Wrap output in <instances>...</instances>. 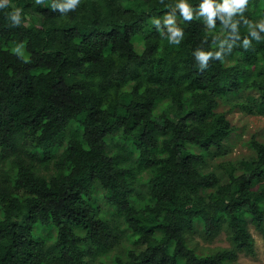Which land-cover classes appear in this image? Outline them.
<instances>
[{"label": "trees", "instance_id": "trees-1", "mask_svg": "<svg viewBox=\"0 0 264 264\" xmlns=\"http://www.w3.org/2000/svg\"><path fill=\"white\" fill-rule=\"evenodd\" d=\"M138 1L0 0V264H237L264 240V143L208 165L221 103L264 117V0Z\"/></svg>", "mask_w": 264, "mask_h": 264}, {"label": "rangeland", "instance_id": "rangeland-1", "mask_svg": "<svg viewBox=\"0 0 264 264\" xmlns=\"http://www.w3.org/2000/svg\"><path fill=\"white\" fill-rule=\"evenodd\" d=\"M132 1L135 5L141 4V1ZM166 19V24L171 27L176 26L180 22L176 17ZM219 111L226 113L227 118L234 127V131L227 141H225L222 149L213 152L208 159V165L209 170L223 174L226 171L232 170L234 167H238L242 161L250 160L253 157V151L249 147L251 139L254 138L264 143V117L239 112L232 108V103L230 102L221 103ZM97 192L99 195L101 194L99 187L97 188ZM249 231L254 239V254L240 253L237 264H264V240L252 225H249ZM195 239L205 251L213 252L221 248H230V243L224 234L218 236L212 242H206L199 237ZM89 264L97 263L90 262Z\"/></svg>", "mask_w": 264, "mask_h": 264}, {"label": "clouds", "instance_id": "clouds-1", "mask_svg": "<svg viewBox=\"0 0 264 264\" xmlns=\"http://www.w3.org/2000/svg\"><path fill=\"white\" fill-rule=\"evenodd\" d=\"M234 2L237 4V6H239L241 3H243V0H234ZM180 7H181V10H182L183 14L185 15V18H190L188 8L185 5H183V4H181ZM202 8H203V12L207 13L208 16H209V19H211V17L214 15V12H213V9L211 7L210 0H205V4L202 6ZM19 11H20V9L16 8L10 14V18L13 21H17L18 22V13H19ZM176 34H178V33H174V35H176ZM203 59H206V58H203Z\"/></svg>", "mask_w": 264, "mask_h": 264}]
</instances>
